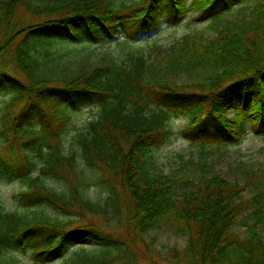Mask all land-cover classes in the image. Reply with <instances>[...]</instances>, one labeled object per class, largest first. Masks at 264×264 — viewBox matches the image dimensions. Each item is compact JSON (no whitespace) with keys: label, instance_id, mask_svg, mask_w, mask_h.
Listing matches in <instances>:
<instances>
[{"label":"trees","instance_id":"16d2710c","mask_svg":"<svg viewBox=\"0 0 264 264\" xmlns=\"http://www.w3.org/2000/svg\"><path fill=\"white\" fill-rule=\"evenodd\" d=\"M243 3L255 4L250 19L227 20ZM189 14L214 35L132 49ZM113 43L97 65L54 51ZM0 94V184L25 185L14 212L0 203V264H17L6 260L16 250L33 264L69 253L65 264H158L138 248L164 227L186 241L167 264H264V171L241 170L242 183L183 161L166 175L154 157L173 117L202 156L239 144L249 125L264 135V0H0ZM94 105L73 126L71 113ZM91 186L106 197L94 201Z\"/></svg>","mask_w":264,"mask_h":264},{"label":"rangeland","instance_id":"374dc122","mask_svg":"<svg viewBox=\"0 0 264 264\" xmlns=\"http://www.w3.org/2000/svg\"><path fill=\"white\" fill-rule=\"evenodd\" d=\"M137 0H116L117 4L122 2L126 4H132ZM192 1V0H190ZM255 8L254 3H243L238 8L233 9L228 15L227 20L240 21L242 19H250L252 11ZM196 14H189L186 16L181 23L176 26H165L162 27L159 32L148 38L145 42H135L132 45V49L139 51L141 54L154 53L156 46L163 48L170 47L181 41L183 37L188 34H204L214 35V31L209 27L207 23L195 22ZM21 18H26L24 13H21ZM140 41V40H139ZM113 49L118 50V47L113 43L110 47H94L86 44L81 45H70L66 46L63 44L57 45L54 51L68 55L70 58L75 60L87 61L89 64L97 65L100 63L103 53ZM7 96L0 94V105L5 101ZM97 111V107L88 106L82 111L71 113L72 123L78 129H81L85 124L91 120L92 115ZM170 139L167 144L154 152L156 160V168L160 172L166 175H172L180 171L182 168V162L194 161L195 163H204L207 161L210 165L215 167V172L232 180L238 179L240 182H244V175L241 170L254 169L264 171V135H255L250 129V125L246 127V133L243 140L235 146L221 149L218 147H207L202 156V149L198 145L191 144L189 140L183 134L186 126L185 119L173 117L169 123ZM70 137L67 138L70 141ZM2 139L0 138V157L4 155V147ZM188 170H192L193 167L189 164ZM189 172V171H187ZM24 184L13 181L10 183L0 184V203L6 210L14 212L18 208L16 205V195L23 190ZM57 187L61 188L60 185ZM91 198L94 201L102 200L106 197V192L100 187H90ZM123 196V195H122ZM77 210V209H76ZM40 212V211H38ZM48 214L52 215L53 218L57 217L53 215L49 210ZM79 215L73 216L72 220L77 221ZM84 223L93 222L97 225H106L101 217L89 215L83 220ZM124 227L121 230H116V234L121 237L125 236ZM146 243H148V249L144 245H139L138 252L141 256L142 263L147 260L156 261L158 264H167L165 260V254L168 247H177L182 249L186 246V241L183 238L176 236L172 231L164 227V229L154 230L150 236L145 237ZM70 254V253H69ZM69 254L54 262L48 264H65L69 259ZM6 260L15 262L17 264H33L31 259V253H23L21 250H16L8 254Z\"/></svg>","mask_w":264,"mask_h":264}]
</instances>
